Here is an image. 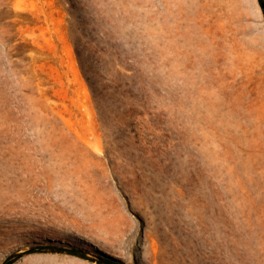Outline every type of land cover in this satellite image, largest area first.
Segmentation results:
<instances>
[{"label": "rangeland", "instance_id": "374dc122", "mask_svg": "<svg viewBox=\"0 0 264 264\" xmlns=\"http://www.w3.org/2000/svg\"><path fill=\"white\" fill-rule=\"evenodd\" d=\"M39 246L264 264L259 0H0V264Z\"/></svg>", "mask_w": 264, "mask_h": 264}, {"label": "trees", "instance_id": "16d2710c", "mask_svg": "<svg viewBox=\"0 0 264 264\" xmlns=\"http://www.w3.org/2000/svg\"><path fill=\"white\" fill-rule=\"evenodd\" d=\"M259 2L264 11L263 0H259ZM77 54L78 56H80L78 51H77ZM35 253H59V254H68V255H72V256H76L80 258H85V255L80 250L62 249V248H57V247H52V246H39V247L32 248L24 253L9 256L8 258H6V260L2 264H14L23 256L29 255V254H35ZM101 259L103 260L105 264H117L114 259L109 258V257H101Z\"/></svg>", "mask_w": 264, "mask_h": 264}, {"label": "water", "instance_id": "95a60500", "mask_svg": "<svg viewBox=\"0 0 264 264\" xmlns=\"http://www.w3.org/2000/svg\"><path fill=\"white\" fill-rule=\"evenodd\" d=\"M264 7V6H263Z\"/></svg>", "mask_w": 264, "mask_h": 264}]
</instances>
